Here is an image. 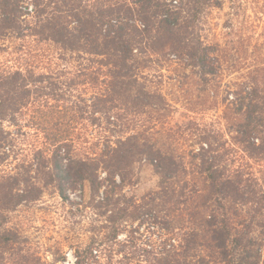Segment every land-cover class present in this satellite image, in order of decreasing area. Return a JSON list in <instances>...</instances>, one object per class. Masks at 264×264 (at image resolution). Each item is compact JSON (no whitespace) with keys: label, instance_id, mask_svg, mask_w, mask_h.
I'll list each match as a JSON object with an SVG mask.
<instances>
[{"label":"trees","instance_id":"16d2710c","mask_svg":"<svg viewBox=\"0 0 264 264\" xmlns=\"http://www.w3.org/2000/svg\"><path fill=\"white\" fill-rule=\"evenodd\" d=\"M224 1L0 0V42L12 56L0 71V147L9 140L4 122L20 131L36 127L43 140L27 168L0 176L7 207L37 201L48 187L70 202L69 192L87 181L94 207L108 221L105 244L124 258L135 244L133 235L119 239L127 223L151 220L165 233L144 248L137 264H263L264 186L248 163H225L238 152L264 160L260 83L243 87L224 114L229 140L204 130L197 149L181 151L174 142L184 135L182 125L162 144L155 133L125 134L122 126L130 110L164 105L158 85L164 74L156 69L180 63L215 76L213 49L195 34L206 9L222 8ZM47 45L59 49L56 56ZM85 108L92 109L94 125L106 124V135L95 136L102 140L99 152L83 157L74 151L73 125ZM144 159L159 174L160 190L137 203L122 189ZM77 257L76 264H84L89 254Z\"/></svg>","mask_w":264,"mask_h":264},{"label":"rangeland","instance_id":"374dc122","mask_svg":"<svg viewBox=\"0 0 264 264\" xmlns=\"http://www.w3.org/2000/svg\"><path fill=\"white\" fill-rule=\"evenodd\" d=\"M195 35L203 45L213 49V63L218 67L215 76L205 77L200 68L180 63L156 69L155 74H164L158 85L166 101L159 111L130 110L123 116L125 134L137 131L147 135L155 133L154 139L162 144L163 140L170 141L167 138L169 131L182 125L184 135L177 136L174 142L181 151L197 149L199 134L204 130L217 134L221 140L222 137L229 140L224 114L232 108L237 93L251 82L260 83V90H264V0H225L222 8H207ZM44 48L55 56L59 51L50 45ZM11 57L10 46L0 42V71L10 67ZM260 95L264 97V91ZM74 97L90 103L93 98ZM85 109L79 111L81 115L73 125L74 151L83 157L99 152L102 140L95 136L106 135V124L94 125L92 109ZM96 117L99 118L100 114ZM2 125L9 140L5 148L0 147V176L12 172L15 166L21 170L27 168L33 150L42 146L43 141H39L41 133L36 127H24L20 131L8 122ZM10 133L14 139L12 144ZM227 162L233 166L248 163L246 169L264 186L263 159H248L238 152L227 157ZM105 176L106 173L102 172L101 177ZM160 180L154 166L144 159L134 165L122 193L137 203L146 201L145 197L148 199L160 190ZM69 194L70 202L64 201L54 188L48 187L39 200L21 204L14 210L8 208L7 193L0 195V207H3L0 208V264H76L79 252L89 254L84 264H137L142 260L144 248L164 236V228H159L151 220L142 225L138 221L133 225L127 223L128 227L119 239L133 235L135 244L127 249L128 256L124 258L123 253L114 251L115 247L105 244L108 221L94 207L90 183L86 181ZM262 218L264 220V212ZM92 247L95 256L89 253Z\"/></svg>","mask_w":264,"mask_h":264}]
</instances>
